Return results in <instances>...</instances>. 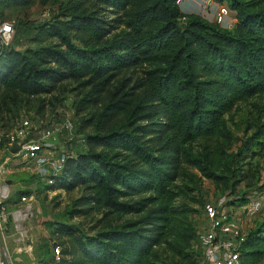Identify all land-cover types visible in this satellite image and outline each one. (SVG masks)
<instances>
[{
  "label": "trees",
  "instance_id": "16d2710c",
  "mask_svg": "<svg viewBox=\"0 0 264 264\" xmlns=\"http://www.w3.org/2000/svg\"><path fill=\"white\" fill-rule=\"evenodd\" d=\"M212 1L235 18L230 28L183 12L177 0H39L50 18L33 24L27 45L15 48L17 24L0 11L15 22L13 43L0 54L2 122L19 112L20 95H50L68 80L86 89L78 107L101 105L79 124L70 118L74 132L89 125L93 130L72 136L79 149L66 153L52 183L31 177L44 190L82 188L65 210L70 217L122 220L83 236L65 221L47 222L52 233L76 244L79 257L71 264L188 258L185 249L196 232L178 180L193 168L227 185L236 173L234 162L247 165L264 152L259 110L253 132L228 153L232 111L264 98V0ZM21 194L28 193L17 198ZM245 201L246 195L226 203ZM62 245L53 243L60 257L55 260L51 248L52 262L69 253ZM263 257L264 219L246 232L239 264Z\"/></svg>",
  "mask_w": 264,
  "mask_h": 264
},
{
  "label": "rangeland",
  "instance_id": "374dc122",
  "mask_svg": "<svg viewBox=\"0 0 264 264\" xmlns=\"http://www.w3.org/2000/svg\"><path fill=\"white\" fill-rule=\"evenodd\" d=\"M206 1L183 0L180 7L183 12L200 15L211 23L230 28L234 22L233 16L227 14L222 22L217 23L214 16L217 5L214 3L208 5ZM0 11L5 17L9 16L14 19L17 24V35L14 39L16 43L13 48L26 46L27 43L24 39L32 37L34 34L32 25L48 20L51 14L47 6L41 5L39 0H6L0 5ZM85 91L86 89L79 87L77 82L68 80L58 85L50 95L36 97L20 95L19 112L13 114L11 122H9L10 119H7L6 122L0 120V131L4 134L9 132L15 121L22 115L31 118L33 122L41 120L42 127L56 126L65 117H69L79 124L82 119L101 110L100 104L95 105L90 102H85L78 107V102ZM254 104L258 107L256 108ZM259 110L260 115L264 116L263 97L257 96L237 104L229 117V127L234 139L230 146V151L233 152L228 153L234 154L241 142L253 132L250 125ZM39 129L36 128V131ZM92 130V125H89L84 131L77 129L72 134L65 131L55 132L53 138L49 140V147L56 153H74L79 147L71 143L70 138L84 135ZM1 154L0 151V163L4 158ZM250 161L251 163L247 165L243 163V160L233 163L232 166L236 173L234 172L233 177L229 178L227 185L201 177L200 173L193 168L188 169L189 175L178 180V184L185 186V194L182 199L188 203L191 209L189 219L195 229L196 237L185 249L188 258L169 255L165 260L166 264H199L201 259L200 236L207 226L203 212L206 202H217L220 198L235 200L247 195L256 187H264V152L256 155ZM32 176L34 174L29 172L24 165H18L15 160L7 162L5 173L0 174V182L6 181L10 185L11 211L15 208V205L12 204L16 203L18 192L27 191L32 196L31 213L21 222L20 228H15L9 215L6 228L0 231V242L7 247L15 264H27L31 259L39 264H71L73 259L79 257L76 244L71 242L67 236H57L52 233L46 225L49 221H65L72 226L76 236L94 234L109 224H118L122 221L110 218L101 219L100 214L70 217L65 214V210L82 195V188L77 187L70 191L44 190L42 183L36 177L35 179L31 178ZM263 219L264 209H261L254 217L241 216L236 222L243 231L247 232ZM54 242L63 243V248L69 250L68 254H64L60 263L52 262L51 248ZM24 247L28 250H25ZM256 264H264V257Z\"/></svg>",
  "mask_w": 264,
  "mask_h": 264
},
{
  "label": "built area",
  "instance_id": "2783aa9c",
  "mask_svg": "<svg viewBox=\"0 0 264 264\" xmlns=\"http://www.w3.org/2000/svg\"><path fill=\"white\" fill-rule=\"evenodd\" d=\"M3 0H0V3ZM183 0H177L180 4ZM216 4L215 19L222 22L227 15L224 8L212 0L206 4ZM14 20H4L0 16V54L12 44L15 35ZM41 120L33 122L31 118L21 116L7 133L0 131V151L3 161L0 163V174L5 173V165L15 160L18 165H24L34 175L52 183V177L61 171L66 153H56L49 147V140L55 132L65 131L72 134L73 126L69 117H65L56 126H41ZM38 125V126H37ZM36 128H40L36 131ZM72 139V137L70 138ZM13 144H18L16 152H11ZM1 154V155H2ZM11 196L10 185L0 182V231L6 228L8 217L15 228H20L30 212L32 196L21 194L11 211L8 201ZM264 205V188L253 190L246 195V201L241 205H227L226 198L217 202L209 201L203 206L207 226L200 236L201 259L199 264H239L240 249L245 240L246 232L241 229L236 220L241 216L254 217ZM25 250H28L24 247ZM21 252V250H18ZM55 260L60 257V248H53ZM0 264H15L7 247L0 242ZM27 264H38L29 260Z\"/></svg>",
  "mask_w": 264,
  "mask_h": 264
},
{
  "label": "water",
  "instance_id": "95a60500",
  "mask_svg": "<svg viewBox=\"0 0 264 264\" xmlns=\"http://www.w3.org/2000/svg\"><path fill=\"white\" fill-rule=\"evenodd\" d=\"M18 149V144H13L11 147V152H16Z\"/></svg>",
  "mask_w": 264,
  "mask_h": 264
},
{
  "label": "crops",
  "instance_id": "0c3cea01",
  "mask_svg": "<svg viewBox=\"0 0 264 264\" xmlns=\"http://www.w3.org/2000/svg\"><path fill=\"white\" fill-rule=\"evenodd\" d=\"M233 20H234V22H235V18H234ZM234 22H233V23H234ZM230 26H232V24H231ZM230 26H229V27H230Z\"/></svg>",
  "mask_w": 264,
  "mask_h": 264
}]
</instances>
